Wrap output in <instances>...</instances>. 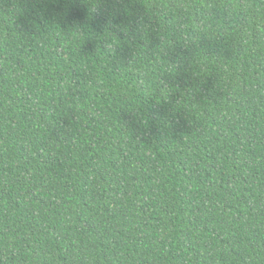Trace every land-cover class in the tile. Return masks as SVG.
Listing matches in <instances>:
<instances>
[{"label":"trees","instance_id":"1","mask_svg":"<svg viewBox=\"0 0 264 264\" xmlns=\"http://www.w3.org/2000/svg\"><path fill=\"white\" fill-rule=\"evenodd\" d=\"M41 38L0 58V264H264V0H0V53Z\"/></svg>","mask_w":264,"mask_h":264},{"label":"clouds","instance_id":"2","mask_svg":"<svg viewBox=\"0 0 264 264\" xmlns=\"http://www.w3.org/2000/svg\"><path fill=\"white\" fill-rule=\"evenodd\" d=\"M45 38L48 39L47 37ZM35 43H39L41 46L38 55H45V56L49 54L54 55L57 51L54 45L52 44V42L45 44L43 43L42 38H41L39 40L34 41L32 44H27V43L7 44L5 43L3 45L4 51L3 53H0V58L4 60H8L10 58L12 61L13 68H15V59L17 56H19L21 59L25 61H32V53L29 51V47H34Z\"/></svg>","mask_w":264,"mask_h":264}]
</instances>
